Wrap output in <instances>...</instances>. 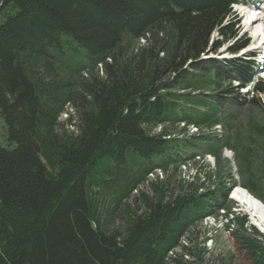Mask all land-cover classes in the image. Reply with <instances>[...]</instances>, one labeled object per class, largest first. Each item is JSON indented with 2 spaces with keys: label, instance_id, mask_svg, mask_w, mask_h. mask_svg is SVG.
Here are the masks:
<instances>
[{
  "label": "trees",
  "instance_id": "obj_1",
  "mask_svg": "<svg viewBox=\"0 0 264 264\" xmlns=\"http://www.w3.org/2000/svg\"><path fill=\"white\" fill-rule=\"evenodd\" d=\"M235 2L0 0L7 142L0 145V264H168L176 248L197 258L181 239L205 217L230 210L231 186L264 202V125L249 119L224 142L235 149L238 182L226 174L228 186L220 179L204 189L195 177L170 189L167 175L152 183L153 195L141 193V211L125 210L121 228L110 223L155 169L175 172L196 152L220 158L216 135L184 140L169 127L220 124L216 107L202 110L205 101L178 89L219 88L225 80L234 101L245 102L240 89L251 81L254 62L202 57L237 37L228 22ZM59 70L65 76L57 77ZM198 73L207 78H191ZM263 93L258 80L251 102ZM66 105L76 110L69 134L56 131ZM244 224L238 219L243 233ZM236 239L252 264H264V243L239 233Z\"/></svg>",
  "mask_w": 264,
  "mask_h": 264
},
{
  "label": "rangeland",
  "instance_id": "obj_2",
  "mask_svg": "<svg viewBox=\"0 0 264 264\" xmlns=\"http://www.w3.org/2000/svg\"><path fill=\"white\" fill-rule=\"evenodd\" d=\"M257 2L258 6H262L261 1ZM259 9L264 14V9L260 7ZM231 13L232 15L229 17L231 21L228 22L235 23L233 30L236 31L237 37L221 44L216 53L208 51L207 55L205 54L202 56L203 58H218L223 60L233 57H240L243 56L245 49L251 47L252 44L256 46L257 42L254 37L253 38L255 41H253V39L251 41V32L246 31V29L243 28L245 17L241 14L233 12L232 9ZM212 37L213 39H216L217 32H214ZM245 40L249 42L245 49H241L236 53L231 51V47L241 44ZM143 42L144 40L141 39L140 43ZM137 45L139 44L135 43L133 47L136 48L138 47ZM259 50H261V47L255 49L254 52L258 53ZM98 71L99 74L102 75L100 66ZM209 73H212V70H209ZM256 73L258 76H262L264 78V63L263 65H258ZM87 74L88 71L82 73L83 77H85ZM196 75H198L199 78H207V75L203 76V73L191 74V78L197 77ZM63 76H65V71L59 70L57 77ZM221 83L222 84L218 89L212 88L208 84H204L203 88L198 90H177L178 92L183 93V95H189V97L193 100L201 99L202 101H205V104L199 106V108L202 110L210 111L211 108L213 109L216 107V117L219 120V123L222 125L220 126L219 131L218 129L215 130L214 127L212 128L214 131H210L208 128L204 127H197L198 130H195V128H192L193 126H189L184 129L181 124L169 127L172 137L177 136V138H182L184 140H196L200 137V134H212L216 136L218 134L219 136L217 137H219V142L222 144L220 158L217 159L211 154L196 152L193 157L194 160L191 158L192 162L190 165L187 164L183 166V163L178 170H175V172L170 169V171L165 174L160 169H155L153 173H150L145 178L144 182L138 186L137 190H134L131 196L124 200L121 206L114 210L112 214H110V223L112 228H121L126 223L125 221L127 215L125 210L129 207L131 209L141 211L143 209L141 193H145L149 196L153 195L152 183L166 179L167 175H169L168 182L170 189H174L180 180L191 181L195 177L200 178V181L203 182L204 189H212L215 186L216 181L218 182L220 179L225 181L224 179L226 174L232 175L233 181H239L236 161L234 159L235 149L232 146H225L224 142H226L228 137L231 140L234 139V132L236 129H245L249 119L264 125V93L258 96V100L251 102L250 98L252 95L250 90L248 93L249 95L247 96V93H244L246 90L241 89L240 91L245 94L246 100L245 102L238 104L231 96L230 92L233 91V89L229 88V82L222 80ZM236 84L237 82L233 81L231 85ZM75 112L76 110L74 106H65V110L58 117V124L56 127V131L58 133L69 134L76 129L74 125ZM159 130L160 127H157L155 132H158ZM6 144L7 142L4 137V124L2 118L0 117V145L6 146ZM224 148L230 152L224 150ZM197 156L201 159L195 158ZM42 160L46 164L47 169L52 171V168L49 166L48 162L44 158H42ZM199 169L202 170L200 171ZM226 183L228 186L229 182ZM237 184L238 183L235 185L241 187V185ZM235 185L231 186L227 193V205L230 207V210H219L216 216L205 217L201 222L191 227L188 233L185 234V236L181 239V243L187 247H192L194 251L199 254V257L196 258L195 256L188 254L183 248H176L173 250V253L169 254L168 264H175V258L179 259L181 264H252L251 258L249 257L246 250L242 248L239 241L236 239V236L238 233L244 234L245 236L255 239L256 241L264 243V233L255 226L250 225L248 215L244 212H241L237 206V203L231 199V192L233 191ZM226 212L227 217L224 216V213ZM243 218H245L244 227L246 230L244 233L239 231L238 228V219Z\"/></svg>",
  "mask_w": 264,
  "mask_h": 264
},
{
  "label": "bare ground",
  "instance_id": "obj_3",
  "mask_svg": "<svg viewBox=\"0 0 264 264\" xmlns=\"http://www.w3.org/2000/svg\"><path fill=\"white\" fill-rule=\"evenodd\" d=\"M258 6L256 8H252L253 11L249 14L247 12L244 26L248 27L252 31V35H254V38L256 39V44H260L264 41V14L262 11H260ZM264 45V43H262ZM254 45V44H253ZM185 83V82H184ZM191 83V82H190ZM186 85V84H185ZM182 86V85H181ZM218 89V88H217ZM218 108V107H217ZM217 122V121H216ZM195 128L197 127H192ZM215 130L220 128V125L214 126ZM194 130V129H193ZM214 131V129L212 130ZM209 157V156H208ZM200 158V157H195ZM201 159V158H200ZM199 159V160H200ZM194 160V158L192 159ZM198 160V159H197ZM191 160L186 161L183 166L190 165ZM137 165V164H136ZM202 165V164H201ZM211 166V165H210ZM205 168V167H204ZM186 169V168H185ZM209 169V167H208ZM191 170V169H190ZM196 170V169H195ZM200 170V169H199ZM202 170V169H201ZM200 170V171H201ZM153 173V172H152ZM162 173V172H160ZM195 174V173H194ZM207 174V173H206ZM162 175V174H161ZM197 176V175H196ZM202 179V178H201ZM212 179V178H211ZM158 180V179H157ZM198 181V180H197ZM226 182V181H225ZM226 191V190H225ZM201 192V191H200ZM215 195V194H214ZM231 199H233L239 208L241 212H244L249 217V223L250 225L255 226L258 228L261 232L264 233V203L261 202L258 198H256L254 195L249 193L247 190L240 186H236L233 191L231 192ZM222 207V206H221ZM106 219V218H104ZM246 231V230H245ZM189 245V244H188ZM173 259V258H172ZM173 262V260H172ZM180 262V261H179ZM169 263V262H168ZM255 264V263H254Z\"/></svg>",
  "mask_w": 264,
  "mask_h": 264
},
{
  "label": "water",
  "instance_id": "obj_4",
  "mask_svg": "<svg viewBox=\"0 0 264 264\" xmlns=\"http://www.w3.org/2000/svg\"><path fill=\"white\" fill-rule=\"evenodd\" d=\"M246 190V189H245ZM260 200V199H259ZM261 201V200H260ZM261 202H263V201H261Z\"/></svg>",
  "mask_w": 264,
  "mask_h": 264
}]
</instances>
